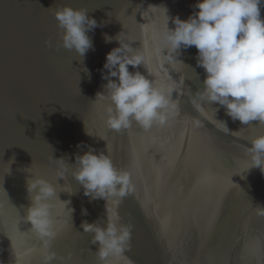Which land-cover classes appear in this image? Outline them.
Returning a JSON list of instances; mask_svg holds the SVG:
<instances>
[{"label":"water","instance_id":"obj_1","mask_svg":"<svg viewBox=\"0 0 264 264\" xmlns=\"http://www.w3.org/2000/svg\"><path fill=\"white\" fill-rule=\"evenodd\" d=\"M196 2L0 0V264H100L82 223L105 226L112 203L84 195L70 171L60 178L53 162L63 157L72 165L88 146L110 155L134 186L116 206L121 222L133 224L131 247L110 264H264V172L251 167L249 148L264 123L242 125L219 105L195 106L188 89L202 88L206 75L198 50L182 47L180 61L162 51L165 8L172 29V18L198 11ZM65 3L97 21L83 57L57 44L62 30L53 9ZM260 11L264 18V0ZM117 39L145 57L130 72L157 86L175 84L178 109L166 126L145 130L133 122L116 132L105 125L109 101L96 94L105 91L101 73ZM33 178L49 181L57 193L51 239L39 237L26 219Z\"/></svg>","mask_w":264,"mask_h":264},{"label":"clouds","instance_id":"obj_2","mask_svg":"<svg viewBox=\"0 0 264 264\" xmlns=\"http://www.w3.org/2000/svg\"><path fill=\"white\" fill-rule=\"evenodd\" d=\"M262 0H197L198 9L187 19L172 18L174 28L168 27L159 34L168 59H178L181 48L195 46L197 66L205 71L203 87L195 93L188 89L191 102L198 108L203 104H216L225 114L242 125L253 121L264 123V18L261 17ZM53 15L60 32L58 46L74 50L79 57L93 47L88 32L97 27L95 18L83 8L59 4ZM111 39V38H108ZM106 54L102 78L107 81L105 91L96 97L109 101L105 111V125L120 132L129 129L133 122L145 130L153 125L166 126L176 115L178 104L173 99L175 84L166 87L155 85L140 71H129V65L137 68L145 63L142 53L126 43H121ZM49 47L50 39L45 40ZM179 60V59H178ZM180 61V60H179ZM183 64V63H182ZM116 79H112V78ZM218 108L216 107V112ZM220 121V120H219ZM224 131L226 122L220 121ZM252 166L264 172V134L250 141ZM80 147V145H78ZM60 178H72L83 187L90 199L111 201L107 209V222H83L84 232L92 233V243L98 245L96 255L100 264H110L109 258H120L131 247L133 224L122 223L116 206L134 191L131 174L118 169L110 155L95 151L91 146L75 156L70 165L63 157L53 159ZM30 205L26 219L36 234L43 238L56 235L52 217V200L57 197L54 186L43 178L28 179L26 184ZM70 201H68V204ZM66 207V206H65ZM67 208V207H66ZM72 212V209H71ZM70 212V215H71ZM87 215V209H82Z\"/></svg>","mask_w":264,"mask_h":264}]
</instances>
